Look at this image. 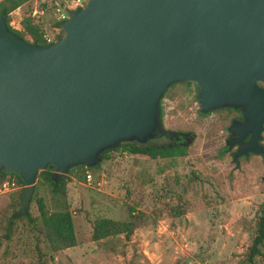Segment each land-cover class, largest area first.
Returning <instances> with one entry per match:
<instances>
[{"label":"water","instance_id":"1","mask_svg":"<svg viewBox=\"0 0 264 264\" xmlns=\"http://www.w3.org/2000/svg\"><path fill=\"white\" fill-rule=\"evenodd\" d=\"M0 16V174L23 182L94 166L122 142L167 135L159 100L171 84L196 86L200 113L234 108L232 159L264 158V0H86L33 44ZM167 137V136H166Z\"/></svg>","mask_w":264,"mask_h":264},{"label":"rangeland","instance_id":"2","mask_svg":"<svg viewBox=\"0 0 264 264\" xmlns=\"http://www.w3.org/2000/svg\"><path fill=\"white\" fill-rule=\"evenodd\" d=\"M27 5L9 13L10 25L22 30L20 20L27 14ZM24 38L30 40L26 34ZM195 94L193 83L176 84L160 99L161 125L181 134L185 155L151 160L113 150L97 168L68 173L65 198L76 245L50 251L38 219L32 224L19 221L10 238H2L3 214L20 183L0 193V264H246L264 199V159L248 154L233 160L237 145L227 149V128L240 114L221 109L198 115ZM261 136L264 146V130ZM154 139V143L164 142ZM34 179L36 195L43 198L47 210L54 209L48 183ZM178 193L186 202L184 213L153 215L154 209L164 201L173 202ZM31 195L27 208L38 216ZM129 205L143 217L128 238L117 233L90 239L94 218L126 220ZM260 251L254 264H264V240Z\"/></svg>","mask_w":264,"mask_h":264},{"label":"trees","instance_id":"3","mask_svg":"<svg viewBox=\"0 0 264 264\" xmlns=\"http://www.w3.org/2000/svg\"><path fill=\"white\" fill-rule=\"evenodd\" d=\"M31 0H0V16H4L5 28L12 31L15 35L23 38L26 41H29L33 44L44 45L46 44L42 37V30L38 25L32 24L30 18L26 15L20 20V28L14 29L9 25V13L14 9L20 7L23 4H28L26 6V13L30 9ZM61 33V30H60ZM59 33V35H61ZM24 34L28 35L30 40L24 38ZM176 84L189 85L190 82H181L171 84L169 87H172ZM195 86V85H194ZM168 87V88H169ZM196 88V86H195ZM163 93L162 97L164 96ZM196 96V94H195ZM161 97V98H162ZM160 103V100H159ZM160 118L162 116L161 103L159 106ZM225 111H236L240 114L238 109L234 108H225ZM198 115H206L207 113H200L197 110ZM164 142L154 143L151 140L146 145H138L135 142H122L119 146L111 147L103 150L99 155V160L94 166L86 167L87 169L97 168L102 160L109 158V152L113 150H121L122 152H127L131 155H139L147 157L151 160L154 158H171L176 156H183L186 153V146L180 140L178 141H169V139L162 137ZM153 142V143H152ZM251 154V153H249ZM248 155V154H247ZM243 157L245 155H242ZM240 157V156H239ZM263 158V157H262ZM237 160V159H236ZM83 166H78L76 168L70 169L64 176L54 177L55 181L51 179V173L53 171L52 166H48L46 169L38 171L34 178L39 179L41 182H47L49 186V191L52 196L54 209L47 210L45 203L41 196L36 195V182L33 184V196H35V202L38 209V216L30 214L27 208V212L15 214V211L19 207V194L23 186V182L17 177L14 173H1L0 180L2 178L12 179L17 183H20L14 192L11 193V196L6 205V212L3 214L2 227H1V237L9 239L12 235L14 228L17 226L19 221L25 219L26 222L32 224L36 222V219L39 220V231L45 239L46 246L50 251H59L76 245V238L74 234L73 222L71 218V213L69 210L68 203L65 198L66 193V183L68 180V173L70 174L72 170H77ZM81 178V177H80ZM83 178V177H82ZM32 196V195H31ZM31 196L29 201L31 200ZM159 197V196H158ZM175 200L173 202L164 201L161 206L152 211L153 215L156 217L166 213L169 216H178L185 212L186 202L182 198L181 194H176L173 196ZM133 205L127 206L128 219L119 220L113 219L110 217H96L92 220L90 239L98 240L100 238L114 235L117 233H122L125 238H128L129 235L133 232L136 227V222L141 220L143 217L142 212L137 211L135 213ZM264 240V199L261 202L259 209V214L257 215L255 221L254 234L251 238L250 244L247 248V258L246 264H254L255 256L260 255V245Z\"/></svg>","mask_w":264,"mask_h":264},{"label":"built area","instance_id":"4","mask_svg":"<svg viewBox=\"0 0 264 264\" xmlns=\"http://www.w3.org/2000/svg\"><path fill=\"white\" fill-rule=\"evenodd\" d=\"M85 1L86 0H32L26 16L30 18L32 24H36L41 28L45 43H50L59 36L61 30L59 24L69 17L71 11L79 6H83ZM10 27L18 29L12 25H10ZM85 177L86 180H89V173H86ZM15 186L16 182L14 180L2 178L0 180V193L9 188H14Z\"/></svg>","mask_w":264,"mask_h":264},{"label":"flooded vegetation","instance_id":"5","mask_svg":"<svg viewBox=\"0 0 264 264\" xmlns=\"http://www.w3.org/2000/svg\"><path fill=\"white\" fill-rule=\"evenodd\" d=\"M237 120H240V119H237ZM166 134H167V135H163V134H162V135H159V134L157 133V134H155L154 138L160 139V138H162V137H165V138L169 139V141H175V140L178 141V140H180V136H181V134H177V133H175V132H173V131H172L171 133L168 132V133H166ZM166 136H167V137H166ZM154 138H153V139H154ZM230 138H231V135H229V133H228V139H227V140L229 141ZM227 140H226V141H227ZM237 147H238V146H237ZM236 149H237V148H236ZM236 149H235V150H236ZM235 150H234V151H235ZM232 154H233V153H232ZM263 159H264V158H263Z\"/></svg>","mask_w":264,"mask_h":264}]
</instances>
